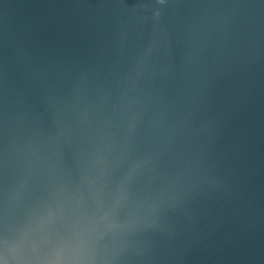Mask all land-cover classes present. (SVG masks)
I'll return each instance as SVG.
<instances>
[{"label": "water", "instance_id": "obj_1", "mask_svg": "<svg viewBox=\"0 0 264 264\" xmlns=\"http://www.w3.org/2000/svg\"><path fill=\"white\" fill-rule=\"evenodd\" d=\"M0 264H264V0H0Z\"/></svg>", "mask_w": 264, "mask_h": 264}]
</instances>
